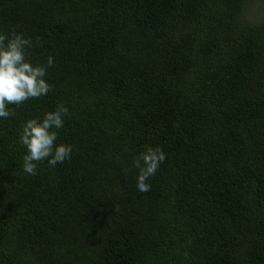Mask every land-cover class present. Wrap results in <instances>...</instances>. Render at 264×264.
<instances>
[{"label":"trees","instance_id":"16d2710c","mask_svg":"<svg viewBox=\"0 0 264 264\" xmlns=\"http://www.w3.org/2000/svg\"><path fill=\"white\" fill-rule=\"evenodd\" d=\"M247 1L0 0V32L30 38L53 86L0 119V264H264V16ZM61 103L71 158L28 175L21 126ZM146 146L167 166L141 193Z\"/></svg>","mask_w":264,"mask_h":264},{"label":"clouds","instance_id":"9594fccd","mask_svg":"<svg viewBox=\"0 0 264 264\" xmlns=\"http://www.w3.org/2000/svg\"><path fill=\"white\" fill-rule=\"evenodd\" d=\"M32 46L30 38L22 33L0 32V119L14 115L15 109L29 99H39L48 95L52 84L46 80L47 69L43 65H33L27 56V48ZM54 58H47V67H52ZM69 109L58 104L53 110L46 111L41 117L26 119L18 133L17 142L25 149L22 157V171L28 175L37 174V163L46 161L54 168L71 158L73 147L59 143V129L64 127ZM137 170L136 188L141 193L151 189L150 180L156 178L167 166V159L159 148L146 146L132 162Z\"/></svg>","mask_w":264,"mask_h":264},{"label":"rangeland","instance_id":"374dc122","mask_svg":"<svg viewBox=\"0 0 264 264\" xmlns=\"http://www.w3.org/2000/svg\"><path fill=\"white\" fill-rule=\"evenodd\" d=\"M246 9L243 11L244 19L252 22H258L262 20L264 16V8L260 0H250L247 1Z\"/></svg>","mask_w":264,"mask_h":264}]
</instances>
